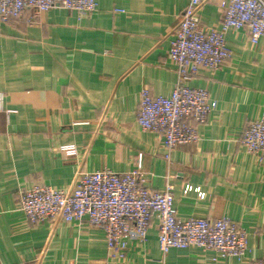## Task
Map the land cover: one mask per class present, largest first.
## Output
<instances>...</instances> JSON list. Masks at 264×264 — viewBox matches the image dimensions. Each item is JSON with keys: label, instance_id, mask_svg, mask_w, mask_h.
I'll return each instance as SVG.
<instances>
[{"label": "crops", "instance_id": "0c3cea01", "mask_svg": "<svg viewBox=\"0 0 264 264\" xmlns=\"http://www.w3.org/2000/svg\"><path fill=\"white\" fill-rule=\"evenodd\" d=\"M95 1L85 17L56 6L0 25V264H206L211 255L199 249L163 256L156 219L145 243L131 241L114 259L86 220L30 225L19 211L35 184L68 188L82 173L138 168L151 191L172 185L180 219L226 216L246 231L245 257L216 264L264 258V162L239 144L245 126L264 117V35L251 45L244 31L226 32L230 61L192 82L214 109L197 143L167 161L161 137L142 131L136 115L142 88L168 97L177 84L167 52L188 0ZM199 17L216 27L219 0Z\"/></svg>", "mask_w": 264, "mask_h": 264}, {"label": "built area", "instance_id": "2783aa9c", "mask_svg": "<svg viewBox=\"0 0 264 264\" xmlns=\"http://www.w3.org/2000/svg\"><path fill=\"white\" fill-rule=\"evenodd\" d=\"M208 1L188 0L173 31L167 58L175 67L177 84L171 95L155 96L148 89L140 90L136 123L142 131L161 137L167 161L178 147L197 143V127L206 124L214 109L207 92L192 82L199 70L216 72L230 61L226 32L244 31L251 45L264 35V0H219L221 21L216 27H204L199 13ZM56 6L80 17L97 9L95 0H0V25L20 19L27 10L33 11L34 19ZM239 144L264 162V117L245 126ZM61 151L75 153L72 146ZM19 211L30 225L46 221L81 224L86 220L102 230L108 254L114 259L125 258L131 241L145 243L154 219L163 256L172 249H199L211 255L206 264H216L229 257L241 260L247 251V233L237 222L226 216L180 219L172 185L151 191L139 168L122 174L106 169L82 173L68 188L35 184L22 193ZM248 264H264V258L250 259Z\"/></svg>", "mask_w": 264, "mask_h": 264}]
</instances>
